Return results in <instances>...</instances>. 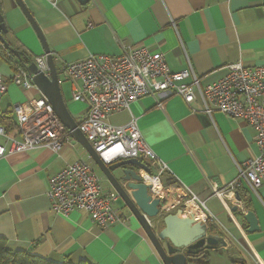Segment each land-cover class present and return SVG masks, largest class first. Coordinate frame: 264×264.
<instances>
[{
    "label": "crops",
    "instance_id": "crops-1",
    "mask_svg": "<svg viewBox=\"0 0 264 264\" xmlns=\"http://www.w3.org/2000/svg\"><path fill=\"white\" fill-rule=\"evenodd\" d=\"M24 2L54 56L61 92L77 125L88 115L90 103L75 101L82 84L66 79L62 67L91 55L121 56L129 49L146 47L164 54L171 72L193 71L203 87L222 79L231 64L264 67V0H90L85 6L78 0ZM0 13L10 48L33 63L44 55L35 29L14 0H0ZM17 62L0 41V75L6 88L0 94V125L8 136L21 140L13 106L44 95L37 87L26 90L13 82ZM201 105L198 96L190 107L176 94L148 95L111 115L109 121L124 126L136 120L145 142L168 166L162 180L171 200L184 201L190 188L205 202L215 217L207 223V234L223 238L226 244L205 252L210 264H215L213 254L235 249L230 262L240 260L241 251L247 264H259L255 255L264 264V186L253 191L242 181L235 192L225 190L223 201L214 196V189H226L238 178L239 165L259 155L256 131L221 113L210 117ZM72 138L73 145H65L59 154L39 147L0 158V239L14 251L56 264H164L123 202L114 205L121 220L108 229L96 225L86 212L64 217L52 209L50 178L81 159L90 161L98 174L90 154ZM0 142L5 144L4 139ZM100 177L106 191L114 190L103 174ZM233 207L242 215L233 213ZM247 212L258 220L259 230L252 234L246 233L249 226L242 218ZM163 217L152 221L154 230Z\"/></svg>",
    "mask_w": 264,
    "mask_h": 264
},
{
    "label": "built area",
    "instance_id": "built-area-1",
    "mask_svg": "<svg viewBox=\"0 0 264 264\" xmlns=\"http://www.w3.org/2000/svg\"><path fill=\"white\" fill-rule=\"evenodd\" d=\"M34 63L39 72L50 73L46 54L37 57ZM62 73L66 79L82 84V91L74 94V99L87 100L90 110L78 129L101 161L108 166L121 160L138 159L152 166V174H140L141 182L150 187L149 194L153 199L160 200L161 216L181 208L185 215H194L202 223L215 220L205 202L190 188L186 189L184 201L171 200L162 180L168 166L145 142L136 120L124 126L110 123L111 115L130 109L148 95L176 94L190 107L198 96L202 103L201 111L210 117L221 113L251 125L256 131L254 141L259 155L239 165L238 178L226 189H214V196L223 201L225 190L235 192L242 181H246L253 191L264 186V67L246 68L241 64H231L222 79L203 87L201 79L193 71L173 73L164 54L141 47L129 49L121 56L91 55L81 61L64 64ZM189 78L191 83H185ZM13 82L26 90L36 88L27 70L18 66ZM5 90L0 75V94ZM13 112L22 138H11L0 126V139L5 141V144L0 142V158L39 147L59 154L65 145H73L72 133L61 123L45 97L15 104ZM48 198L58 215L68 217L73 212H86L103 229L121 220V215L114 208L120 201L119 193L103 188L102 179L90 161L81 159L50 178ZM193 211H198L201 216L197 217ZM229 215L239 226L230 211ZM255 258L263 264L257 255Z\"/></svg>",
    "mask_w": 264,
    "mask_h": 264
},
{
    "label": "water",
    "instance_id": "water-1",
    "mask_svg": "<svg viewBox=\"0 0 264 264\" xmlns=\"http://www.w3.org/2000/svg\"><path fill=\"white\" fill-rule=\"evenodd\" d=\"M14 1L35 29L42 43L44 54L47 55V66L50 71L48 75L39 72L35 63L26 67L34 85L52 105L55 114L61 123L72 133L76 142L87 150L110 186L119 193L120 199L141 224L163 263L188 264L189 258L225 246L223 238L207 234V224L198 221L194 215H185L182 210L165 215L159 224V228L154 230L152 221L161 217L160 200L153 199L149 194L150 187L141 182L140 176V171L152 174V170L138 159H127L108 166L101 161L69 113L61 92L55 59L42 31L25 5L24 0ZM78 2L85 6L90 0H78ZM6 33L7 28L4 24V17L0 13V41L19 61H22L21 54L10 48L4 39L3 34ZM237 199L240 201L239 197ZM232 212L242 213L238 211L237 207H233ZM242 218L249 226L246 233L252 234L259 230L258 220L253 212L243 214Z\"/></svg>",
    "mask_w": 264,
    "mask_h": 264
},
{
    "label": "trees",
    "instance_id": "trees-1",
    "mask_svg": "<svg viewBox=\"0 0 264 264\" xmlns=\"http://www.w3.org/2000/svg\"><path fill=\"white\" fill-rule=\"evenodd\" d=\"M21 60L22 61L17 62V65L18 67L24 69H26L27 66L33 63L29 58L25 57L22 54H21ZM12 66L16 70V65L14 66V64H12ZM189 259L190 260L188 264H210L208 253H201L200 255ZM0 264H56V263L50 262L46 259L32 255L25 251H14L8 246L5 240L0 239ZM64 264H72V263L66 262ZM79 264H92V263L88 261H81ZM231 264H247V263L244 261H232Z\"/></svg>",
    "mask_w": 264,
    "mask_h": 264
},
{
    "label": "rangeland",
    "instance_id": "rangeland-1",
    "mask_svg": "<svg viewBox=\"0 0 264 264\" xmlns=\"http://www.w3.org/2000/svg\"><path fill=\"white\" fill-rule=\"evenodd\" d=\"M63 77H62V79H64ZM96 169H97L98 174L100 176H102V172L99 170V168L97 166H96ZM120 202L122 203L121 199H120ZM234 251H237V250L235 249V250H232L231 252L222 251V252H219L217 254H213L214 256H212V257H213L214 263L215 264H231V262H230L231 257L230 256H232V254H234ZM239 258H240V260H238V261L246 260L245 254L241 251L239 253ZM233 260H236V259H233Z\"/></svg>",
    "mask_w": 264,
    "mask_h": 264
},
{
    "label": "bare ground",
    "instance_id": "bare-ground-1",
    "mask_svg": "<svg viewBox=\"0 0 264 264\" xmlns=\"http://www.w3.org/2000/svg\"><path fill=\"white\" fill-rule=\"evenodd\" d=\"M193 213H197V217L201 216L198 211H193Z\"/></svg>",
    "mask_w": 264,
    "mask_h": 264
}]
</instances>
